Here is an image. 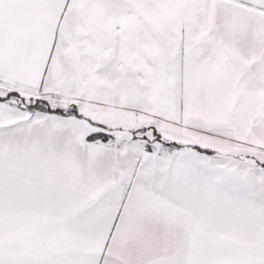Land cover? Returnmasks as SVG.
<instances>
[{
	"label": "snow or ice",
	"instance_id": "1",
	"mask_svg": "<svg viewBox=\"0 0 264 264\" xmlns=\"http://www.w3.org/2000/svg\"><path fill=\"white\" fill-rule=\"evenodd\" d=\"M0 264H264V0H0Z\"/></svg>",
	"mask_w": 264,
	"mask_h": 264
}]
</instances>
